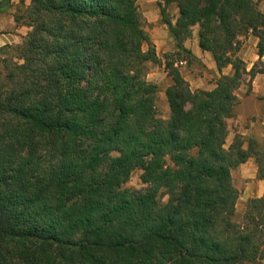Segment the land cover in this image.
Segmentation results:
<instances>
[{
  "label": "trees",
  "instance_id": "obj_1",
  "mask_svg": "<svg viewBox=\"0 0 264 264\" xmlns=\"http://www.w3.org/2000/svg\"><path fill=\"white\" fill-rule=\"evenodd\" d=\"M162 1L175 45L163 56L167 119L137 0H31L16 15L30 31L0 58V264L264 262V195L235 220L232 175L252 157L264 180V150L241 134L227 147L236 91L264 72L239 55L252 34L264 56V11L255 0ZM196 26L221 73L210 90L176 65L194 58ZM137 169L142 189L126 185Z\"/></svg>",
  "mask_w": 264,
  "mask_h": 264
},
{
  "label": "crops",
  "instance_id": "obj_2",
  "mask_svg": "<svg viewBox=\"0 0 264 264\" xmlns=\"http://www.w3.org/2000/svg\"><path fill=\"white\" fill-rule=\"evenodd\" d=\"M31 4V0H0V48L6 45H16L21 42L29 27L19 25L16 22V15L19 8L25 9ZM175 4V3H174ZM156 16V17H155ZM157 14L153 19H157ZM170 35V33H169ZM157 54L160 52H174L175 45L173 38L169 37L167 41L154 40ZM188 39L185 46L192 51L194 58L191 63L182 60L183 64L180 66V71L185 79L190 83L192 89L210 90L215 87V83L221 73L217 68L213 55L209 51H204L199 46L198 32L194 30L192 42ZM259 38L248 34L241 51L240 57L246 62L247 69L250 70L258 61L264 62V56L260 58L258 54ZM224 74L232 72V67L229 65L222 71ZM249 77L241 87L236 91L239 103L234 110L235 124L239 125L238 133L246 136H252L259 144L260 149L264 150V121L258 120L257 117L264 116V72L258 73L251 80V87L249 88ZM233 116V117H234ZM254 158H249L248 161L240 165V168L247 167L255 168ZM233 175V180L235 175ZM250 177L257 179L260 191L264 192V181L257 178L256 172L250 174ZM250 263V262H245ZM243 263V264H245Z\"/></svg>",
  "mask_w": 264,
  "mask_h": 264
},
{
  "label": "rangeland",
  "instance_id": "obj_3",
  "mask_svg": "<svg viewBox=\"0 0 264 264\" xmlns=\"http://www.w3.org/2000/svg\"><path fill=\"white\" fill-rule=\"evenodd\" d=\"M255 1L257 2L258 7L262 11H264V2L258 1V0H255ZM159 2L162 3L163 1L162 0H137V4L139 6V9H140V11L142 13V17H143V26H144L145 30L148 32V34L150 35L151 42L154 46H156L154 40H162L164 42V41H167L170 37L167 25H165L162 22ZM25 10L26 9L24 7L19 8L17 15L23 14L25 12ZM168 12L171 15V18L173 19V21H175L178 14H179L177 5L172 4L168 8ZM156 14H157L158 18L155 20V19H153V16ZM19 25H21V24H19ZM22 25H24V24H22ZM194 30L198 32L199 27L196 26L194 28ZM29 31H30V29H29ZM23 38H24V36H23ZM23 38H22L20 43L23 42ZM192 38H193V36H192ZM192 38H191L190 43L192 42ZM20 43H18V44H20ZM148 47L149 46L147 44L144 45L145 50H147ZM156 52H157V50H156ZM7 53H10L9 49L7 48V45L0 48V58L3 57ZM165 53L160 52V56L158 55L162 59L161 63H152V62L148 63V65H147L148 66L147 77H148L149 81L157 83V85L159 87V92L157 94L158 110H159L160 116L167 119L170 115V109H169V104H168L167 97H166V89L169 85H171L172 77L168 74L166 67H165L164 57H163ZM167 53H169V52H167ZM178 62L179 61L176 62V65ZM263 65H264L263 61L259 62L258 68L263 66ZM177 66L180 69L181 64L178 63ZM235 117L236 116H234L228 120L229 135L227 138V147L233 141L235 135L239 134L237 132L239 125L236 126ZM257 118L260 121H262V120L264 121V116H260ZM260 127L263 128L264 126L262 125ZM243 138L249 139V138H253V137L250 135H246V136H243ZM254 164H255V166H254L255 168H253V170L250 167L242 169V168H240V166L233 170V174L235 175L234 184L240 191V196H239V199H238L237 205H236V215H235V220H237V221L242 220L243 214L246 210L247 203L251 198L261 197L264 195V192L260 191L261 189L259 188L260 186H258L257 179L250 177V174L253 171V172H256V175L258 178L259 167H258L256 160H254ZM141 174H142V170H140V169L135 170L133 172L130 180L128 181V183L126 185L128 187L135 188V189L144 188L145 185L143 184V182L141 180ZM245 264H253V263H245ZM262 264H264V262H262Z\"/></svg>",
  "mask_w": 264,
  "mask_h": 264
},
{
  "label": "built area",
  "instance_id": "obj_4",
  "mask_svg": "<svg viewBox=\"0 0 264 264\" xmlns=\"http://www.w3.org/2000/svg\"><path fill=\"white\" fill-rule=\"evenodd\" d=\"M178 63H180L182 65L183 64V61H179ZM178 63H177V65H178Z\"/></svg>",
  "mask_w": 264,
  "mask_h": 264
}]
</instances>
